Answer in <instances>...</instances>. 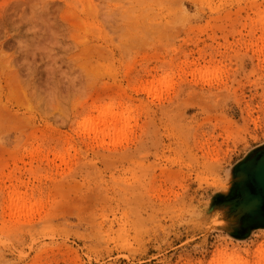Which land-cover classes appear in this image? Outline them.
Here are the masks:
<instances>
[{"label": "rangeland", "instance_id": "rangeland-1", "mask_svg": "<svg viewBox=\"0 0 264 264\" xmlns=\"http://www.w3.org/2000/svg\"><path fill=\"white\" fill-rule=\"evenodd\" d=\"M263 156L264 0H0V264H264Z\"/></svg>", "mask_w": 264, "mask_h": 264}, {"label": "water", "instance_id": "water-1", "mask_svg": "<svg viewBox=\"0 0 264 264\" xmlns=\"http://www.w3.org/2000/svg\"><path fill=\"white\" fill-rule=\"evenodd\" d=\"M242 162L243 161H241L240 163L243 164ZM240 163L237 164V166L241 165ZM243 166L244 165H242L241 167L243 168ZM241 167L239 166V168H241ZM255 170H256V172L254 174V180H256V178H257V180L259 181V183L261 185L260 187L263 188L262 185H264V156L261 157L260 160L258 161V164L256 165V169ZM258 170L260 172H258ZM241 175H242V173H241ZM244 176H246V175H244ZM230 193H231V190H230L229 194ZM245 197L246 198L243 199L244 200L243 201L244 203L248 200V198H250V197H247L246 195H245ZM251 204H254L256 206V210H258V209L260 210L261 203L259 201H257L256 199H252L251 200ZM230 207H231V205H230ZM244 207L248 208L247 206H244ZM250 219H252L253 222L244 221L242 219L241 220V224H243L245 227H250V228H264V226L262 225V223L259 222V221H264V216H260V215L256 214V212H254V214L250 216Z\"/></svg>", "mask_w": 264, "mask_h": 264}, {"label": "bare ground", "instance_id": "bare-ground-1", "mask_svg": "<svg viewBox=\"0 0 264 264\" xmlns=\"http://www.w3.org/2000/svg\"><path fill=\"white\" fill-rule=\"evenodd\" d=\"M112 108H110V110H111ZM101 114V113H100ZM107 118V119H106ZM89 121V120H88ZM92 122H94L93 120H92ZM92 122H89V123H92ZM120 122V119L118 118V116L115 114V113H112L111 114V116H109V120H108V114L107 115H103V118H102V120H101V123L103 124V125H105V124H107L104 128H102L101 129V131L103 132V134L104 133H106L107 134V132H111V131H113V132H115L116 131V129H117V125H118V123ZM99 123H100V121L97 123V125H99ZM93 124V123H92ZM91 124V125H92ZM256 169V168H255ZM255 172H256V170H255ZM255 172L253 173V176H252V178H251V184H254L255 185V187L256 188H258V189H264V186H263V188H259V186L258 185H256V183L258 182V180H257V178H256V180H254V174H255ZM17 201V200H16ZM20 201V200H19ZM18 201V202H19ZM22 204V206H23V202H21Z\"/></svg>", "mask_w": 264, "mask_h": 264}, {"label": "clouds", "instance_id": "clouds-1", "mask_svg": "<svg viewBox=\"0 0 264 264\" xmlns=\"http://www.w3.org/2000/svg\"><path fill=\"white\" fill-rule=\"evenodd\" d=\"M212 71L216 72V73H219L220 69L216 68V69H212ZM205 82L206 83H212L213 81L212 80H206ZM127 135H128L127 130L126 129H121L118 138L115 139L113 142L114 143H119L120 142V138H123V137H125Z\"/></svg>", "mask_w": 264, "mask_h": 264}, {"label": "crops", "instance_id": "crops-1", "mask_svg": "<svg viewBox=\"0 0 264 264\" xmlns=\"http://www.w3.org/2000/svg\"><path fill=\"white\" fill-rule=\"evenodd\" d=\"M253 153V152H252ZM262 190H264V189H262Z\"/></svg>", "mask_w": 264, "mask_h": 264}, {"label": "trees", "instance_id": "trees-1", "mask_svg": "<svg viewBox=\"0 0 264 264\" xmlns=\"http://www.w3.org/2000/svg\"><path fill=\"white\" fill-rule=\"evenodd\" d=\"M255 168H256V165H255Z\"/></svg>", "mask_w": 264, "mask_h": 264}]
</instances>
